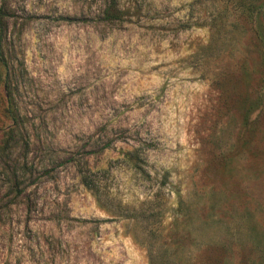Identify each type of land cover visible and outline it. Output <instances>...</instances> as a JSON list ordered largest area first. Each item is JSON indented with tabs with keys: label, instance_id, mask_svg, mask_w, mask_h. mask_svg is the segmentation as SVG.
<instances>
[{
	"label": "rangeland",
	"instance_id": "374dc122",
	"mask_svg": "<svg viewBox=\"0 0 264 264\" xmlns=\"http://www.w3.org/2000/svg\"><path fill=\"white\" fill-rule=\"evenodd\" d=\"M110 2L0 0V264H264V0Z\"/></svg>",
	"mask_w": 264,
	"mask_h": 264
},
{
	"label": "trees",
	"instance_id": "16d2710c",
	"mask_svg": "<svg viewBox=\"0 0 264 264\" xmlns=\"http://www.w3.org/2000/svg\"><path fill=\"white\" fill-rule=\"evenodd\" d=\"M116 6V0H111L109 6L105 9L104 14L106 16H108L109 18H111L114 14V12L112 11V8ZM6 43V22L5 20H3L2 15L0 14V66L1 67H5L6 65V61L4 60V46ZM8 99H10V93H8ZM12 110L10 109L9 113H10V117L13 120V122H17V117L15 116V114L13 112H11Z\"/></svg>",
	"mask_w": 264,
	"mask_h": 264
}]
</instances>
